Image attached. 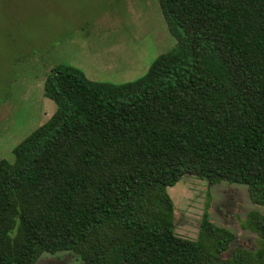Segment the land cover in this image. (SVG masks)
<instances>
[{"label":"trees","instance_id":"1","mask_svg":"<svg viewBox=\"0 0 264 264\" xmlns=\"http://www.w3.org/2000/svg\"><path fill=\"white\" fill-rule=\"evenodd\" d=\"M176 45L140 78L90 79L60 64L57 110L0 161V264L68 251L83 264H264L210 219L176 232L168 191L184 176L248 187L264 206V0H159Z\"/></svg>","mask_w":264,"mask_h":264},{"label":"rangeland","instance_id":"2","mask_svg":"<svg viewBox=\"0 0 264 264\" xmlns=\"http://www.w3.org/2000/svg\"><path fill=\"white\" fill-rule=\"evenodd\" d=\"M159 0H0V161L57 110L45 96L48 73L70 64L96 81L123 83L143 76L176 45ZM168 191L176 232L196 238L209 204L210 219L236 234L233 247H257V235L241 227L255 205L248 187L209 185L184 176ZM255 208V209H254ZM37 264H83L74 253H44Z\"/></svg>","mask_w":264,"mask_h":264},{"label":"crops","instance_id":"3","mask_svg":"<svg viewBox=\"0 0 264 264\" xmlns=\"http://www.w3.org/2000/svg\"><path fill=\"white\" fill-rule=\"evenodd\" d=\"M255 209V208H254ZM251 211V210H250ZM260 211V210H259ZM249 212V211H248ZM212 221V220H211ZM220 226V225H219ZM221 227H225V228H227L226 226H221Z\"/></svg>","mask_w":264,"mask_h":264}]
</instances>
